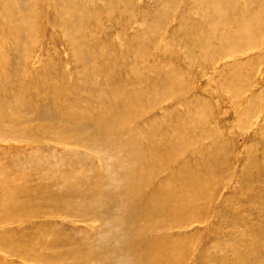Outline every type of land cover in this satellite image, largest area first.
I'll return each instance as SVG.
<instances>
[{
    "label": "rangeland",
    "instance_id": "rangeland-1",
    "mask_svg": "<svg viewBox=\"0 0 264 264\" xmlns=\"http://www.w3.org/2000/svg\"><path fill=\"white\" fill-rule=\"evenodd\" d=\"M41 1L39 0L37 4V9L40 11L39 19L36 21L39 30L37 34L28 37L23 42L25 43V50L27 49V53H25L27 54V60L25 61L26 64L23 65L26 70L31 74H38L41 72L39 69L42 63L52 65L55 70H66L69 76L66 82L60 80L63 78L62 74L54 77L55 82L60 84L59 89L63 96L60 97L55 91L50 92L54 98L58 97L65 105L72 103L71 97L74 94H68L71 91L79 92L78 89L81 88L80 82L82 81L79 82L78 72L73 68L75 61L69 63L70 58L80 54L81 50L83 52L85 48L92 55L109 60L111 63L108 68L111 71H118V68L123 69L119 77L129 75V78L145 76L156 79L161 77L163 73L174 70L176 79H180L188 87V90H185L187 92H184V99L171 108L161 107L165 105V101L156 99V103L160 105L155 108L156 115L152 118L161 119L163 114L167 115L168 111L173 110V115L177 117H174V120L177 119V121L170 122L171 120H169L173 125V129H177L175 127L177 126L184 130L186 126L197 123L194 135L201 134L202 137L199 141L193 143L192 147L195 153H188L186 158L195 159L197 157L205 160V156L202 157L201 153L204 150L206 151V147L208 150L211 148L218 149L219 153L217 152L216 156L218 163L215 164L220 167V170L218 169L220 171L219 175H217L220 181L216 179L218 184L213 183L215 184L213 186L214 193L211 201L204 204V207L207 206L206 209L208 210L201 219L194 222H184L185 228L177 227L180 228L177 229L171 225V229L147 231L145 234L148 238L141 239L139 236L134 237V233L128 231L127 228L121 229V225H115L124 221L118 217L124 214L125 200L121 202L120 206L114 207L116 215L120 214V216H115V219L104 217L102 210L106 209V205L98 202L104 199L108 193L119 199L126 195L122 191L125 185L124 179L128 178L129 175L138 176L141 169L139 167L140 158H146L141 157V153L136 150L137 148L141 149V146H144V142L147 141L146 136L141 133L140 129L144 127V132L147 128V131H149L150 125L148 127L144 125L140 129L137 128L139 134L135 135H132V133L139 125H131L132 130L125 137V141H121V143L116 141L113 145L117 151H113V149L89 151L85 148L74 147L68 142H54L50 139L56 135L54 132L48 134V140L42 137L44 142L23 138L17 135L19 127H15L8 122L7 124L4 123L2 127L4 129L2 130L6 134L2 135L0 130V171L3 170L7 175H12L16 170L34 172L33 170L38 169L41 170L39 177L44 179L45 174L43 175L42 170L48 171L51 169L52 176H56L58 168L68 169L71 167L70 164H73L76 167L75 174L73 176L68 175L69 181L73 178L79 180L82 185H86L81 188V191L82 193L87 192V197L83 201L81 200L82 202L78 199L77 202L72 200L57 201L54 205H52V202H49L48 205L39 203V206L32 205V210L35 211L32 216H22L4 223L0 221V238L4 237L6 232H10L18 238H27L37 246V252L44 259L28 261L3 250V252L0 251V264H78L77 261H74V254L78 250H76L77 248L70 249L71 244H74V247L78 245L80 247L79 253L81 255L83 253L86 257L88 256L85 254V249H82L83 247H88L87 250H91L92 253L95 249L99 250L100 256L93 258L92 263L85 262L82 264H100V260L102 264H127L129 260H134L133 253L130 255L119 253L118 250H113L109 246L131 240V243L138 242L137 244H139L134 251L138 255V264H220V261L229 260L234 258V255H238L242 251V247L255 243L257 241L256 231L260 226H264V211H262L264 210V27L255 35L259 47H251V49H248L250 52L236 54L220 62L215 58L209 60L210 57L208 56L203 59L194 58V56H200L198 55V47L190 49L188 52V49H186L188 43H193L194 38L190 35L184 39L185 32L182 31L181 33L179 25L181 18L178 22L176 9L174 13L165 9L166 20L163 19L164 21L160 22L161 26H157L156 31L150 32L144 12L149 9L148 13H154L152 8L155 0H127L131 2V5L128 4V10L135 17L127 25L120 22L119 15H116L112 20L110 19L107 12L110 3H107V0H73L76 2L75 4L73 1V4L69 1L70 5L62 7L61 13L64 16L76 9V16L74 14L71 16V21H75V29L70 24L68 27L63 23L61 26L52 24V26H57L54 28L44 26L52 15H56L54 13L58 14V11L54 6L56 12L52 7H49L48 11L45 10L41 7ZM49 1L52 4L55 2L64 3L68 0ZM114 1L117 5H120L119 2L123 0ZM243 1L239 0L237 2L240 7H243ZM184 3L181 6L185 5ZM186 4L189 3L186 2ZM165 5L166 1L161 2L160 8ZM251 5L254 7V4ZM20 6V1H13L12 7L18 9L19 13L22 12ZM181 9L182 7H179V10ZM184 12H187L188 16L190 15V19L186 17L188 20L192 19L200 26L213 27L224 33L229 31L221 27L222 25L213 23L210 26V23L204 19L203 13L197 9L193 11L192 8L188 7ZM88 20H96L91 28L80 24L82 21L87 22ZM70 34L73 40L72 43L67 41ZM204 37L205 35H203ZM202 41L206 42L205 39H202ZM216 41H220V38ZM231 46L234 47L233 44ZM231 46L226 48H232ZM15 62L13 61L14 66H16L14 70L25 69L22 64ZM202 63L204 64L201 66ZM9 67V70L13 71V67ZM233 71H237L238 81L240 84L242 83L238 95L230 93V90L224 87L220 80L223 75L225 77L232 75ZM93 78L96 82H99L103 76L95 75ZM49 81L52 82L51 78H49ZM13 83L20 84L21 82L19 80ZM36 84L38 90L36 95L40 99L44 98L45 88L42 86L43 83L37 82ZM120 90L131 91L130 88H124L123 86ZM82 91L87 98L89 94H93L91 98L96 97L97 100L103 96L100 94L102 90H96V93H94L90 87L84 86ZM22 94L25 95L23 92ZM194 96L201 97L203 101H198L199 105H194L191 116L186 120L184 103L185 101H191L195 98ZM151 97H154V95H151ZM49 100L47 104L37 102L36 113L27 112V118L24 116L20 123L24 126L26 120L33 122L32 119H38L39 113L43 109L46 108L52 111V102L54 106L60 103L59 101L54 102L57 100L53 98ZM65 111H70L69 107L61 109V112ZM50 118L36 120L33 133H40L44 129L43 126L49 123L53 124L54 129L59 133L68 131V123H71L69 118L65 120L61 113L59 116L54 113ZM155 138L159 137L155 136ZM126 150L129 151L130 155L127 154ZM249 158H251V162H249ZM182 162L173 163L171 169L181 165ZM245 164H250L253 167L249 170L250 173L258 170L259 177H255L257 174H251L252 176L247 180L245 177L242 180L241 169ZM31 172L28 174L34 175ZM168 172V169L161 171L156 182H161L162 179L168 177ZM182 174H175L172 181L176 184H183ZM33 180L31 179L32 182ZM93 180H95L98 187H102L107 191L106 194L97 198L98 202L96 197L91 194ZM129 180H132V178ZM188 183L190 184V182ZM95 209H98L99 215L94 212ZM248 225L250 228L247 227ZM175 235H177V239L187 238L188 244L183 248L176 247L174 240L169 238ZM146 241L155 247L154 254L151 253L153 255L150 254L148 258L145 253L141 254L139 250L140 243H146ZM102 246L108 250H103ZM238 247L240 248L239 251L237 250ZM81 249L83 252H81ZM190 253L191 257L189 256ZM188 256L189 259L187 260Z\"/></svg>",
    "mask_w": 264,
    "mask_h": 264
},
{
    "label": "bare ground",
    "instance_id": "bare-ground-1",
    "mask_svg": "<svg viewBox=\"0 0 264 264\" xmlns=\"http://www.w3.org/2000/svg\"><path fill=\"white\" fill-rule=\"evenodd\" d=\"M13 1L16 0H0V130L2 131V135L6 134L5 131L2 130L4 129L2 127L4 123L7 124L8 122L15 127H19L17 135L37 142H44L42 137L48 140L50 132H54L56 135L50 138L54 140V142H68L74 145V147L85 148L89 151H98L100 149H113V151H117L113 145L116 141H120V143L121 141H125V137L128 136L132 130L131 125H139L136 126V130L133 129L135 132L132 133V135L139 134L137 128L140 129L144 125H147V127L150 125L149 131H147V128L144 132V127L140 129L141 133L146 136L145 138H147V141L144 142L145 145L141 146V149L137 148L136 150L141 153V157L146 158H140L139 167L141 169L139 170L140 173L138 176L129 175L128 178L126 177V179H124L125 185L122 191L125 192L126 195L122 199H119L115 198L111 193H108L104 199L98 202L97 198L106 194L107 191L102 189V187H98L95 180L92 182L91 194L96 197L98 203L106 205V209L102 210L105 215L104 217L112 219H115V216H120L119 213L116 215L114 207L120 206L121 202L125 200L126 206L124 214L118 217L120 220L124 221L115 225H121V229L127 228L128 231L134 233V237L139 236L141 239L148 238L147 234H145L147 231L171 229V225H173V228H185L184 222H194L201 219L208 210L206 209L207 206L204 207V204H208L212 199L214 193L213 186L215 185L213 183H217L216 179L220 181V179L217 178L220 172L218 169L220 170V167L215 164L218 163V161H216V156L219 150L216 148L208 150L206 147V151L204 150L202 151L203 153H201L202 157L205 156V160L204 158L198 159L197 157L195 159H187L186 156H188V153H195L192 147L193 143L199 141L202 137L201 134L194 135L197 123L186 126L184 130L177 126H175L177 129H173V125L170 122L177 121V119L174 120V117H177L173 115V110L168 111L167 115L163 114L161 119L152 118V116L156 115L154 112L155 108L160 105L156 103V99L165 101V105L161 107L166 108H171L174 104H178V102L184 99V94L187 92H185V90H188V87L185 86L180 79H176L175 71L163 73L161 77H157L156 79L147 78L145 76L129 78V75L119 77L123 69L118 68V71H111L108 68V65L111 63L109 60L94 56L85 48L87 51L83 50L82 52L81 50L80 54H76L74 57L70 58L69 63L75 61L73 68L78 72L77 76L79 75V82L82 81L80 82L81 88L78 89L79 92L71 91L68 94H74V96L71 97L72 103L70 102L69 105H65L58 97L54 98L50 92L55 91L60 97L63 96V93L59 89L60 84L55 82L54 77L58 74H62L63 78L60 80L66 82L69 78L66 70H55L52 65L42 63L39 69L41 72L38 74H31L23 66L26 64L25 61L27 60V54H25L27 53V49L25 50V43L23 42L28 37L37 34L39 30V26L36 23L40 16V11L37 9L39 0H17L20 1L21 4L20 8L22 12L20 11V13L18 9L12 7ZM69 1L73 4V0H68L64 3H52L54 5H52L49 0H42V8L48 11L49 7H52L53 10L55 7L58 11V14L54 13L56 15H52L51 19H48L44 26L54 28L57 26H52V24L61 26L63 23L68 27L70 24L75 29V21H71V16L73 14L76 16V9H73V11H70L69 14H65L64 16L61 13L62 7L70 5ZM163 1H166V5L160 8V3ZM238 1L239 0H193L192 2V0H155L154 7L152 8V12L154 13H148L149 9L144 13L149 25V31L153 32L161 26L160 22L164 21L163 19L166 20L165 9L173 13L176 9L178 22L181 18L179 22L181 33L182 31L185 32L184 39L190 35L194 38V42L188 43V46L185 43L188 52L190 49L198 47V55L200 56H194V58L203 59L205 56H208L210 57L209 60H214L215 58L221 62L236 54H245L251 47H259L257 40H255V35L264 27V0H244L242 4L243 7L239 6V3H237ZM186 2L189 4L187 5ZM75 3L76 2H74V4ZM107 3H110L107 12L111 20L115 18L116 15H119L120 22L127 25L135 18L128 10V4L131 5L130 1L123 0L119 2L120 5H117L114 0H107ZM183 3L185 5L181 6ZM251 4H254V7ZM179 7H182V9L179 10ZM188 7H190V9L192 8L193 11L197 9L203 13L204 19L210 23V26L213 23L215 25H222L221 27L229 31L224 33L213 27L209 28L208 26V28H205L196 23V21H192V19L188 20L187 18L190 19V15L188 16V13L184 12ZM95 22L96 20H88L87 22L82 21L80 24H84L88 28H91ZM203 35H205L204 38ZM68 38L67 41L72 43L71 34ZM218 38H220V41H216ZM202 39H205L206 42L202 41ZM231 44H233L234 47L231 46ZM227 46H231L232 48H226ZM13 61L22 64L25 69L14 70L16 66H14L15 64ZM203 64L204 63H202L201 66ZM9 66L13 67V71L9 70ZM101 67H103V69H101ZM233 72L231 73L232 75H228V77L223 75L220 80L221 84L230 90V93L238 95L242 83L240 84L238 81L239 77L236 74L237 71ZM95 75L103 76V78L99 82H96L93 78ZM239 76H241V74H239ZM72 77H74V75H72ZM49 78H51L53 83L49 81ZM19 80L21 82L20 84L13 83ZM37 82L43 83L42 86L45 88L44 98L40 99L39 96L36 95V93H38L36 89ZM84 86L90 87L94 93H96V90H102L100 94L103 96L97 100L96 97L94 99L91 98L93 94H89L87 98V96H84L85 93H82ZM121 86L130 88L131 91L120 90ZM22 92L25 93V95L22 94ZM151 95H154V97H151ZM96 96L99 98L98 95ZM50 98L57 100L54 102H60L56 106H54L53 102L51 103L52 111L45 108L40 111L38 119L35 117L36 119H32L33 122L26 120L24 126L20 123L23 117H26L27 112L31 113L32 111L33 114L36 113L37 102L47 104ZM83 101L86 102L83 103ZM198 101H203V99H201V97H195L189 102L185 101L186 120L191 116L194 105H199ZM65 107H69L70 111L61 112V109ZM30 108L32 109L29 110ZM54 113L57 116L61 113V116H63L65 120L68 118L70 119L71 123H68V131L59 133L54 129V125L49 123L43 126L44 129L41 132L39 131L40 133L34 134V122L39 119H49ZM179 119H181V117H179ZM169 120L171 121L169 122ZM186 129L191 130L185 131ZM155 136L159 138L156 139ZM150 149H152V151L149 152ZM197 151L200 152L199 150ZM197 151L196 153H198ZM126 152L130 155L129 151L126 150ZM250 159L251 158H249V162H251ZM178 162H182V164L171 169L173 163ZM76 163L78 164V162ZM70 166L71 167L68 169L58 168L56 176H52L51 169L48 171L42 170L44 172L43 175L45 174L44 179L39 177L41 170L38 169L33 170L34 172L30 171L34 175L28 174L30 172L21 170H16L12 175H7L1 170L0 221L4 223L22 216H32V214L35 213L34 209L32 210V205L39 206V203L48 205L49 202H52V205H54L55 202H62V200H64V202L71 200L77 202L78 199L83 201V199L87 197V192L82 193L81 188L84 185H82L79 180L72 178L69 181L68 175L73 176L76 169L73 164H70ZM252 168L250 164H245L242 169L240 168L242 180H244L243 177L247 180L255 174H257L255 177H259L258 170L254 173L249 172ZM165 169L169 170L167 173L168 177L162 179L161 182H156L159 173ZM230 172L232 173V171ZM177 173H183V184H176L172 181L174 175ZM131 178L132 180H129ZM31 179H34L33 182L35 183H33ZM188 182H190L191 185ZM61 184L62 186H60ZM94 212L97 215L100 214L98 209H95ZM247 227L250 228L249 225ZM256 237L257 241L255 243L242 247V251H240L239 254L237 253L238 255H234V258L229 260L224 259L219 263L264 264V226L258 228ZM169 238L174 240L176 247L183 248L188 244L187 238L182 237L177 239V235ZM131 241L110 245L109 248H113V250L116 249L119 253L123 254L126 253L130 255L133 253L135 256L134 260H129L127 264H138V255L134 251L138 248L139 244H137L138 242L131 243ZM147 242L148 241H146V243H140L139 250L141 254L145 253L148 258L151 253L155 252V247ZM73 245L74 244H71L70 249L77 248L76 250L78 251L74 254V261H77L78 264L85 262L92 263L93 258L100 256L99 250L95 249L94 253H92L91 250H87L88 247L82 248L85 249V254L88 257L84 256L83 253L81 255V253H79L80 247L78 245L74 247ZM36 247L37 246L34 245L31 240L23 237L18 238L10 232H6L4 237L0 238L1 252H3V250L9 251L28 261L43 259L37 252ZM82 249L81 252H83ZM102 249L108 250L103 248V246ZM239 249L238 247L237 250L239 251ZM72 252L74 253V251ZM153 254H151V256ZM189 256L191 257V253ZM99 263L102 264V261L100 260Z\"/></svg>",
    "mask_w": 264,
    "mask_h": 264
}]
</instances>
